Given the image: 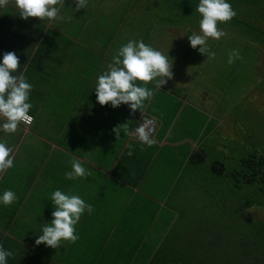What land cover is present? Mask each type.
<instances>
[{"label":"crops","instance_id":"1","mask_svg":"<svg viewBox=\"0 0 264 264\" xmlns=\"http://www.w3.org/2000/svg\"><path fill=\"white\" fill-rule=\"evenodd\" d=\"M227 2L238 20L250 15L264 33V0ZM198 4L191 3L179 16L157 14L154 22L162 26L157 32L125 29L120 35V17L111 30L109 14L85 16L83 9L74 12L72 3L64 19L52 21L51 27L36 18L22 20L12 7L3 8L9 13L0 9V61L6 52L19 57L14 74H23L32 85L29 114L34 118L15 133L0 131V142L13 148L15 157L14 167L0 174V196L5 190L17 196L9 206L0 203V247L14 253L6 264H141L148 256H170L168 245L182 244L184 223L177 219L183 199L201 188L216 193L221 174L211 164H220L223 134L228 137L237 127L231 112L223 116L221 105L199 87L212 83L201 77L211 68L209 60L194 59L189 48L184 50L185 39L199 34V27H190L201 19ZM177 19L184 23L181 31L174 26ZM141 39L173 61L172 79L154 90L141 113L130 114L123 104L100 106L94 92L97 77L120 46ZM142 115L156 118L153 146L130 141L123 133L116 139L113 128L127 121L134 127ZM73 158L83 162L86 178L65 179ZM56 190L78 195L93 211H85L75 226L76 243L37 246L42 228L51 222Z\"/></svg>","mask_w":264,"mask_h":264},{"label":"rangeland","instance_id":"2","mask_svg":"<svg viewBox=\"0 0 264 264\" xmlns=\"http://www.w3.org/2000/svg\"><path fill=\"white\" fill-rule=\"evenodd\" d=\"M194 2L199 1L88 0L83 14H109L111 30L117 24L113 20L120 17L122 23L117 28L118 35L125 29L143 34L157 32L162 28L154 22L157 14L170 16L173 13L179 16L186 13ZM70 3L72 0H65L61 16L70 12ZM2 12L10 11L3 9ZM249 17L250 15L247 19L240 20L234 17L226 24H218L227 35L219 40L209 38L207 41L208 47L216 55L215 59L209 61L211 68L203 70L201 77L212 83L206 85L207 87L204 84L199 87L206 89L216 99L215 103L221 105L223 116L225 112H231L232 120L236 121L237 126L229 134L232 136L225 137L223 134L222 144L225 149L221 157L216 159L223 174L220 180L216 178V193L212 196L207 189L201 188L192 192L191 196L184 197L177 219L184 223L182 244L168 245L170 256H148L141 264H190L178 256L181 252L187 256L197 252L199 256L216 259L228 257L227 255L233 257V250L237 248L240 237L254 238L262 229L261 226H255L258 223L254 219L264 221V193L257 190L255 183L236 182L231 176V173L237 172L238 178H241L240 172L245 169L241 161L243 157L254 152L264 154V33L260 21L252 22ZM183 24L177 19L174 26L181 31ZM190 27H199V23L194 24L191 21ZM183 45L186 46L184 50L189 48L190 55L196 57L194 59L206 58L198 49H192L189 43ZM233 49L239 50L242 59L229 64L228 56ZM178 55L185 53L178 52ZM219 183L220 192L217 190ZM174 233L177 236V229ZM166 246L160 245L159 249ZM227 260L232 262L231 258Z\"/></svg>","mask_w":264,"mask_h":264},{"label":"clouds","instance_id":"3","mask_svg":"<svg viewBox=\"0 0 264 264\" xmlns=\"http://www.w3.org/2000/svg\"><path fill=\"white\" fill-rule=\"evenodd\" d=\"M65 0H0V9L12 7L22 20L36 18L42 22H51L57 19L63 20L60 15ZM74 12L86 9L88 0H72ZM196 12L199 20V34L193 32L188 41L192 49H198L207 60L215 59V52L207 44L209 38L219 40L227 33L218 27V24H226L236 15L232 5L227 0H199ZM73 17H68L72 19ZM242 59L238 49H233L228 56V63ZM20 68L19 57L15 52H6L0 61V131L15 133L21 123L30 124L34 119L29 115L33 105L29 102L32 85L27 82L23 74L15 75ZM173 61L168 55L145 44L141 40H129L120 46L107 69L97 77L95 84L96 101L100 106L111 105L117 108L127 105L130 114L145 108V102L150 101L154 90H160L173 77ZM26 71V69H25ZM149 83L153 88L147 87ZM132 121L113 128L117 140L121 133L129 137V140H138L148 147L156 143L154 135L157 121L155 117L147 119L143 117L141 123L131 127ZM13 148L4 142H0V174L14 167L15 157ZM129 156L132 152L129 151ZM89 175L83 162L77 158L71 160V171L65 173V179L74 180L86 178ZM17 200L16 194L11 190H5L0 196V203L5 206L13 204ZM54 211L50 224H45L42 234L35 240V245L44 244L53 249L61 247V241L76 243L79 236L76 233V225L81 216L87 211L92 213L91 204L85 203L78 195L65 194L56 190L51 194ZM14 255L0 247V264H6L7 258Z\"/></svg>","mask_w":264,"mask_h":264},{"label":"trees","instance_id":"4","mask_svg":"<svg viewBox=\"0 0 264 264\" xmlns=\"http://www.w3.org/2000/svg\"><path fill=\"white\" fill-rule=\"evenodd\" d=\"M198 158L202 159L203 156L199 155ZM241 161L245 167L240 172L241 178H238L239 174L237 172L231 173V176L234 177L236 182L255 183L257 190L264 193V154L254 152L243 157ZM211 167L216 175L223 174L220 164L214 162ZM254 204L259 205V203ZM254 220L258 223L255 226H261L262 229L256 233L254 238L252 236V238L240 237L237 241V248L233 250V257L227 255L228 257H218L216 259L210 256H199V253L194 252L190 256H181V258L187 260L190 264H264V221ZM227 258H231L232 262L227 260Z\"/></svg>","mask_w":264,"mask_h":264},{"label":"built area","instance_id":"5","mask_svg":"<svg viewBox=\"0 0 264 264\" xmlns=\"http://www.w3.org/2000/svg\"><path fill=\"white\" fill-rule=\"evenodd\" d=\"M29 115H30V114H29ZM31 116H32V115H31ZM143 117H144V118H147V119H151V118H152V116H150V115H142V116L137 120V122H136V124L134 125V127L138 126V124L142 122ZM32 122H33V120H32ZM32 122H31L30 124H26V123H21V124H22L23 126H29V125L32 124ZM134 127H133V128H134ZM135 141L139 142L138 140H135ZM139 143H140V142H139Z\"/></svg>","mask_w":264,"mask_h":264}]
</instances>
